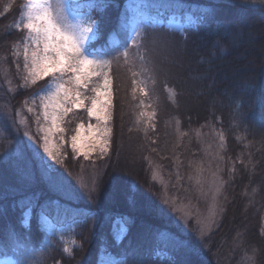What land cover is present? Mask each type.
<instances>
[{"label":"trees","instance_id":"1","mask_svg":"<svg viewBox=\"0 0 264 264\" xmlns=\"http://www.w3.org/2000/svg\"><path fill=\"white\" fill-rule=\"evenodd\" d=\"M126 1H71L73 10L93 14L99 36L88 48L112 59L114 73L115 56L131 37ZM143 1L145 16L192 14L198 22L196 32L177 33L185 56L169 52L168 61L156 66L174 90L172 107L160 115L162 127L150 130L134 113L128 116L115 82L108 151L87 158L72 151L77 125L93 119L86 108H73L62 119L63 162H50L40 151L41 164L31 151L28 133L39 135L26 107L49 78L25 81L21 44L27 30L17 27L25 0H0V257L11 255L21 264H107V258L116 264H219V255L229 250L238 259L247 247L264 264V0ZM125 129L145 139L137 159L122 151ZM215 135L225 140L218 167L226 198L217 229L203 241L173 223L164 201L175 189L183 195L193 186L190 171L205 138ZM93 181L98 187L89 199ZM117 213L128 219L119 242L113 234ZM48 221L76 226L70 253Z\"/></svg>","mask_w":264,"mask_h":264},{"label":"rangeland","instance_id":"2","mask_svg":"<svg viewBox=\"0 0 264 264\" xmlns=\"http://www.w3.org/2000/svg\"><path fill=\"white\" fill-rule=\"evenodd\" d=\"M71 1L76 0H68L70 5L69 13L71 15L78 16L85 25L88 24L89 20L95 22L96 27L94 32L90 34V39L86 44V47H88L90 42L96 40L99 36L97 22L90 11L73 10L71 7ZM143 2V0L126 1L125 7L129 13L131 37L127 45L123 46L115 56V73L112 72L114 63L112 59L105 57L104 55L95 54L96 59L110 62L109 66L106 67L104 71L108 72L111 81L110 92L112 104L108 109L111 118L109 120L101 119L98 121L95 116H93L92 120L80 123L84 126L81 130L80 142L85 145L90 142L91 137L95 134V128L97 125H99L101 129L107 127L112 131L115 82L119 83L121 93L125 96V110L128 116L134 113L135 115H133L137 120L146 122V124L152 128L150 130L156 131L162 127L160 115H163L164 113L168 114L167 110L169 109H167V107H172L170 100L173 99L174 90L173 88H170V84L166 83V80L164 81V78L160 77L162 74L155 71L157 70V67L160 68L161 64L164 65V63L168 61L167 59H169V57L166 56V54L169 55V52H176L174 54L180 57L185 56L184 38L179 37L177 33L186 36L190 32H196L198 30V22L192 14H187L185 17L176 14L145 16L140 9ZM28 3L29 0H25L22 17L18 20L19 27H23V16L26 10L25 6ZM28 35L27 31V36L21 44L24 56L26 49L30 55L35 47L28 40ZM125 53H127V55H125ZM28 75V70L24 65V79L25 81L30 82L27 79ZM46 78H49V83L47 85L55 84L53 77L49 76ZM158 78L161 82L157 81ZM64 79L67 80V77H64ZM96 83L102 85V78L97 81L94 77L93 84L90 85V88L94 87ZM156 84H158V90L162 88L164 90L162 93L158 92L159 95L156 94L157 92L155 91ZM53 90L54 87L47 88L45 91L41 90L29 101L26 107L27 111L31 109L29 112L33 115L34 123L36 128H38L39 135L34 136L30 132L28 133V139L31 145L39 146L44 142V132L41 131V129L46 127L50 123V120L46 121L43 117L41 98ZM93 94L94 93L91 92V90L84 92V95L89 97ZM85 103L88 104L89 101H85ZM20 114L22 115V111ZM37 117H39V120H37ZM22 121L23 123L28 122L27 118H23V116ZM90 124L93 126L92 131L88 128ZM60 126L63 128L62 121ZM123 132L124 133L121 137L122 151L130 154L133 158L136 157L137 159L139 157V150H143L145 147V139H141L140 135V139L138 140L137 138L136 140V135L126 129L123 130ZM111 133L108 136L109 144L107 151L110 146ZM60 135L61 133H56L54 137H51L52 143L50 145L54 148V151H56V146H59V158L61 157V147L63 145L59 140ZM96 135L98 137V134ZM224 145L225 140L222 135H215V138L206 137L201 158L190 171V178L193 186L185 188L183 195H180L178 190L175 189L171 196H165L164 206L169 207H164V210L173 217L171 218L173 219V223L180 227L181 231L186 234H189L190 232L196 233L203 241L207 237L209 238V236L217 229L223 212V201L224 198H226L225 179L221 174V166L218 167V163ZM40 151L43 152L42 147L40 148ZM98 153H101L99 148H97L96 151L91 152L88 157ZM46 158L48 161L54 162L50 160L47 155ZM133 160L135 159H128L127 164H131ZM157 177L161 181L165 180V176L162 174H158ZM167 185H171L170 182H168ZM77 191L82 194V183L78 184ZM75 227V225L56 227L50 222L48 223L50 233L57 236L61 243V248L65 253H70L72 248L77 245L75 239ZM252 249V251L257 250V248ZM227 252V254H224L223 256L219 255L217 257V262H219V264H257L256 257L247 247H245V249L243 248L241 257L238 259L233 257L229 250ZM16 261V258L11 255L0 257V264H14ZM105 263L116 264L113 263L112 258H107Z\"/></svg>","mask_w":264,"mask_h":264},{"label":"snow or ice","instance_id":"3","mask_svg":"<svg viewBox=\"0 0 264 264\" xmlns=\"http://www.w3.org/2000/svg\"><path fill=\"white\" fill-rule=\"evenodd\" d=\"M69 7L68 0H29L23 16V29L28 31V40L35 46L30 55L27 49L25 50V68L29 74L27 79L31 84H36L49 76L55 80L54 85H47L42 89L45 91L54 87L53 91L41 98L43 117L46 121L50 120V123L41 129L44 132V142L39 146H31L33 158L38 159L41 164H44L41 147L50 160L56 163L63 162L59 158V146H56V151L50 146L51 137L61 133L59 140L61 144L64 143L62 134L65 130L60 124L63 115L72 112L73 108H86L88 116H95L98 121L111 118L108 111L112 104L111 81L108 72L104 71L110 62L96 59L95 53L86 47L90 34L96 27L95 22L89 20L85 25L78 16L69 13ZM71 7L76 6L71 5ZM17 27L19 28V25ZM64 77H67V80ZM94 77L97 81L102 78L103 84L96 83L90 88ZM88 90L94 93L91 97L84 95ZM85 101L89 103L86 104ZM83 127V124L77 125L75 134L70 138L72 151L83 154L85 158L97 148L101 153H106L111 129L107 127L101 129L97 125L95 134L85 145L80 142ZM88 128L92 131L93 126L90 124ZM46 171L51 172L54 169L51 165H47ZM49 178L55 183V177L49 176ZM97 187V182L93 181L92 188L88 190L89 199H92V193ZM127 224L128 219L124 215L117 213L113 217V234L119 238L118 242L123 239L119 235L120 232L127 234ZM17 242L18 237L13 235V243ZM14 264L21 262L18 260Z\"/></svg>","mask_w":264,"mask_h":264}]
</instances>
